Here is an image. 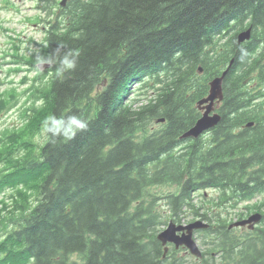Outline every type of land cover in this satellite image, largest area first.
I'll list each match as a JSON object with an SVG mask.
<instances>
[{
    "label": "trees",
    "instance_id": "16d2710c",
    "mask_svg": "<svg viewBox=\"0 0 264 264\" xmlns=\"http://www.w3.org/2000/svg\"><path fill=\"white\" fill-rule=\"evenodd\" d=\"M55 1L34 50L11 43L9 71L34 70L30 86L0 90V115L25 94L0 133V264H193L172 245L163 256L157 234L195 219L200 264H264V0ZM58 48L80 53L63 78ZM226 68L219 121L181 137ZM51 115L88 127L53 142ZM253 211L252 231L230 226Z\"/></svg>",
    "mask_w": 264,
    "mask_h": 264
},
{
    "label": "rangeland",
    "instance_id": "374dc122",
    "mask_svg": "<svg viewBox=\"0 0 264 264\" xmlns=\"http://www.w3.org/2000/svg\"><path fill=\"white\" fill-rule=\"evenodd\" d=\"M37 4L35 0H0V25L7 28L4 30L0 28V90L2 89H10L16 88L17 92H23L25 89H28L31 82V77L34 76V70L26 71L23 69L21 72H14L9 71L10 67L13 66L11 64V60L13 58L6 54L5 52H10L12 46L10 42V36L20 41H17L19 45V51L25 54H29L30 51L35 49L34 43L29 41V37H33L35 40H40V37L43 35L44 29H42L43 22L39 21V16L44 18H50L51 15L47 14V11L37 10ZM41 5H43L41 3ZM56 7V6H55ZM30 17L28 20L24 19ZM37 24L34 25V23ZM12 51V50H11ZM26 67V66H24ZM43 68H41L42 70ZM25 72H27L29 80L26 82H21L22 77L24 76ZM134 91V90H133ZM25 94H21L19 102L10 110L0 115V133L2 129L5 127H9L12 124L20 123L22 120V104L24 103ZM201 111V109H200ZM37 141H41V137H36ZM167 188V187H162ZM5 193V192H4ZM204 194L208 196H215L218 195V191L214 189H207L205 190ZM0 209L2 208V202L10 204L8 197L5 199L2 193L0 194ZM202 191L195 193L196 202L199 203L200 199L202 198ZM261 197V196H259ZM262 198V197H261ZM264 198V197H263ZM258 203V200L256 201ZM241 208L243 204L240 205ZM239 206V210L233 213L234 210H231L233 214H238L241 209ZM264 211V210H263ZM245 212V211H244ZM237 228V226H235ZM163 229V228H162ZM237 230H239L237 228ZM241 231V230H239ZM200 233H196V244L198 249H201V245L199 244V236ZM181 251V252H180ZM201 251V250H200ZM177 252L184 253L183 249L178 250ZM188 257L189 259H193L194 255Z\"/></svg>",
    "mask_w": 264,
    "mask_h": 264
},
{
    "label": "water",
    "instance_id": "95a60500",
    "mask_svg": "<svg viewBox=\"0 0 264 264\" xmlns=\"http://www.w3.org/2000/svg\"><path fill=\"white\" fill-rule=\"evenodd\" d=\"M65 2L66 0H61L60 3L64 5ZM250 36L251 26L247 27L237 34V41L242 42L249 39ZM231 61L232 59L230 60L229 65ZM199 71H202L201 67H199ZM226 71L227 68L224 69L220 75H217L209 80V89L207 95L198 99L196 102L197 107L201 109L202 112L196 119L194 124L182 133L181 137H197L204 131L217 124L220 119V115L218 112L213 110L223 97L222 81ZM251 124L252 122L247 123L248 126H250ZM260 217V213H253L245 219L234 222V225H243L245 223H248L249 227H252L253 222L258 221ZM207 226L208 223L202 220H195L184 225L175 224L173 221H169L167 226L157 234V239L161 242L162 245H164L163 254L167 250V242H172L176 247H178L179 245L185 246L192 254L200 257L201 252L198 249L196 242L192 237V234L193 230Z\"/></svg>",
    "mask_w": 264,
    "mask_h": 264
},
{
    "label": "clouds",
    "instance_id": "9594fccd",
    "mask_svg": "<svg viewBox=\"0 0 264 264\" xmlns=\"http://www.w3.org/2000/svg\"><path fill=\"white\" fill-rule=\"evenodd\" d=\"M63 47V46H61ZM78 51L69 50L62 56L60 55V48L56 50L55 56L58 58L60 67L58 68L56 75L59 78H63L64 73L75 70L77 67ZM38 63H54L56 60L52 56L47 58L37 57ZM88 127L87 122L77 115H70L68 117H57L51 115L46 118L44 122V130L46 133H51L54 138L63 137L65 140H71L75 137L77 132L86 130Z\"/></svg>",
    "mask_w": 264,
    "mask_h": 264
},
{
    "label": "flooded vegetation",
    "instance_id": "af4514ba",
    "mask_svg": "<svg viewBox=\"0 0 264 264\" xmlns=\"http://www.w3.org/2000/svg\"><path fill=\"white\" fill-rule=\"evenodd\" d=\"M34 1V0H33ZM36 2H38V4H37V10H41V11H44V10H42V6H40V4H41V2H43L44 0H35ZM59 1L60 0H56L55 2H57L58 4H59ZM55 7V6H54ZM43 17L42 16H39V20L40 19H42ZM34 23V22H33ZM34 25H36L37 26V24H35L34 23ZM46 26H44V25H42V29H46L45 28ZM262 196V195H261ZM258 200V204H260V203H262L263 204V207H261V210L263 211L264 210V199H262V198H257V199H253V201H252V203H254V202H256ZM254 212H257V211H253V212H251L250 214H252V213H254ZM261 213V212H260ZM250 214H248V215H245L244 216V218L245 217H248ZM260 222V221H259ZM259 222H257V223H259ZM255 226L256 225H254V226H252V227H250L249 228V226H248V224H244V225H242V226H237V228L239 229V230H242V229H244V228H248V229H251V231L255 228ZM183 246H179V247H175V246H173V248L174 249H176V250H178L179 248H182Z\"/></svg>",
    "mask_w": 264,
    "mask_h": 264
}]
</instances>
